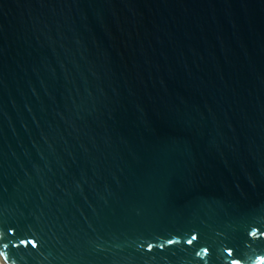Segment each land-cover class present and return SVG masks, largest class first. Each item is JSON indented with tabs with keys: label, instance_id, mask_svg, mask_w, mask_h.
Returning a JSON list of instances; mask_svg holds the SVG:
<instances>
[{
	"label": "water",
	"instance_id": "water-1",
	"mask_svg": "<svg viewBox=\"0 0 264 264\" xmlns=\"http://www.w3.org/2000/svg\"><path fill=\"white\" fill-rule=\"evenodd\" d=\"M0 264H264V0H0Z\"/></svg>",
	"mask_w": 264,
	"mask_h": 264
}]
</instances>
